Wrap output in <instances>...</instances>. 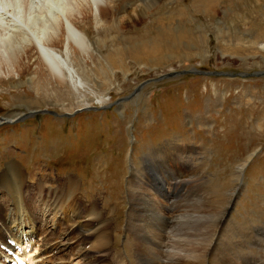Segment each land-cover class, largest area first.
Masks as SVG:
<instances>
[{"label":"rangeland","instance_id":"obj_1","mask_svg":"<svg viewBox=\"0 0 264 264\" xmlns=\"http://www.w3.org/2000/svg\"><path fill=\"white\" fill-rule=\"evenodd\" d=\"M62 2L70 1L0 0V38H36L49 19L66 30ZM113 3L111 29L96 9V23L79 24L93 42L88 55H57L74 78H54L36 50L19 51L16 71L0 78V202L12 182L22 201L34 200L21 210L5 198L17 212H7L3 229L38 227L36 237L65 241L47 252L48 264H90L82 246L93 264H153L150 242L162 234L155 204L173 219L165 250L176 252V264H264V74H183L135 89L190 66L260 71L264 0ZM137 9L144 17L130 16ZM70 175L78 188L68 202L62 183ZM83 220L93 225L92 245L71 229ZM101 231L110 237L97 249Z\"/></svg>","mask_w":264,"mask_h":264},{"label":"bare ground","instance_id":"obj_2","mask_svg":"<svg viewBox=\"0 0 264 264\" xmlns=\"http://www.w3.org/2000/svg\"><path fill=\"white\" fill-rule=\"evenodd\" d=\"M69 1L70 2H68L67 5L64 2H62V4H61V5L64 6L63 8L65 9V11L67 10V12L69 14H71L70 15V20H69L70 23H69V26L66 29L67 31L65 30L66 26L63 25L61 27V29H60L61 32H59L58 31L59 27H58V25L56 26L57 22L54 20L55 23H56L55 24L52 19H49V20H46L45 24L42 27H38V31L39 32H38V36L36 38H32L31 36H27L26 34H22V35L18 34V37H16V38L12 37L13 39L3 38V36L0 38V78H2V77H4V78L6 77L7 78L9 75L13 74L16 71L17 68L15 69V66L17 64H15V62L17 61V58L19 56L18 55L20 53L19 51L22 52V50H24L25 53H27L29 51H32V50H36L39 53V55L41 57V60L43 61V64L46 65V67L49 69V71L52 74V76L54 78H56L57 80L64 81V80H67L69 78L72 79V78L75 77L74 76V71L75 70H71L72 67L71 66H70L71 68L69 67V64H68V62L66 60L67 58L66 59L63 58V60L62 59L59 60L57 55L62 54L63 50L68 53L67 55L69 57L73 56V55L76 56L79 53L80 54H84V55H88L91 52L90 50H92L93 42H91V39H90L88 33L83 31L79 27V24L86 23V22L89 23L91 21H92V23H96V21L100 18L102 21L105 20L107 28L111 29L110 25H111V18L112 17H110V16H112V9L114 7V3H113L114 0H69ZM200 1H202V0H200ZM95 9L99 13V18H98L96 13H95L96 16H94V14H93L94 13L93 11ZM141 10L142 9H137V10H135L134 13L130 12V14H131L130 16H133L134 19H135V16H138L140 18L144 17L143 15H145V14H143L141 12ZM125 19L126 18L124 17V15H122V17L120 18V23H122L123 20H125ZM119 26H121V25H119ZM19 37H21V38L19 39ZM16 39L20 40V42H21L20 47L17 46V45L13 47V44L15 45V43L17 42ZM14 40H16V41H14ZM157 47H158V45L154 44V45H151L150 49H157ZM147 51H150V50H147ZM5 53L7 55H5ZM72 59L73 58L70 57V60H72ZM3 69H4V71H2ZM74 176H72V175L66 176L65 177V181H63V183H62V193L66 194V200L68 202L72 201V199L76 196L75 193H76V190L78 188V184H75L76 181H75V177ZM158 181L161 182V180H158ZM169 182H171V184H175L172 180L168 181V183ZM164 183H165L164 184V191H165V188H166L165 185H168V184H166V181H164ZM12 184L14 186V189L7 190L10 193H8L7 195L6 194L3 195L1 193V195L4 198H2V200H1L2 202H0V208H1L0 219L2 220L0 222V225L2 224V222L5 223L6 217H5L4 213H5L6 209L9 208V207H6V203L8 201H10V200H5L4 201L5 198L6 199H10L11 198V200L12 199H16V200H18V202L20 201L21 202V206L19 205L18 207L21 210H22V208H27L26 206H28V205L33 208L32 201L34 202V200L30 199V197H29V199H30L29 204L26 203V201L28 202L29 199H25V201H22V200H24L25 197L23 198V192H21V190L18 189V185L19 184L17 182H12ZM37 187L38 186L33 187L34 188V190H33V194L34 195L33 196H35V194L37 193V196L40 197V195H42V193L40 194V192L38 191L39 188H37ZM3 189H4V187H3ZM238 192H239V189H238ZM11 193H15V194L11 195ZM30 193L31 192H29V194ZM146 197H148V196H146ZM174 197L175 196L173 195V192H171L169 190L166 192V198H167V200L169 202V205L172 206V207L174 206V204L176 202V201H174ZM41 198L43 199V196H41ZM36 199H37V197H36ZM154 203H155V201H154ZM12 204L13 203L10 201L11 211H13L15 213L17 211H16V209L13 208ZM17 204H19V203L16 202V205ZM23 204L26 205V206H24ZM96 205H97L96 202L91 203L92 207H95ZM153 207H155L154 210H153L154 214L156 215L157 218L161 219V223L158 225L159 227L158 226L157 227L159 228V230L162 233V234L159 235L158 238H156L157 240H153V241L150 242V245H151L150 246V250L155 251V255H156V261L153 264H165V263H167V264H176L175 260L178 258V256L175 254L176 252L174 253V251H172V252L169 251L167 253V251L165 250V248L168 247V240H169V236L165 234V231L167 230L166 227H168V226L171 227L172 226L170 224V222L173 223V221H172L173 219H171V217H168V218L167 217H163L164 215H162L161 211H158V208L156 207L155 204H154ZM19 209H18V211H20ZM76 211H77V216H78L80 213H79L78 210H76ZM172 213H174V212H172ZM31 215H32V219L35 221L37 218H35V216H34V214L32 212H31ZM66 218H67V216L64 217L65 220H66ZM69 218L73 219L71 217H69ZM73 220H75V219H73ZM76 222H74L75 226L73 227V230H75V233H76V231H79L78 233L80 235V238L83 239V241H86L85 243H87L89 240H92V238L95 235L93 233H87L88 231L86 232V230L89 229V228L92 229L93 225H91V223H89V221L87 222V220L82 222V223H79V224H76ZM154 224H156V223H154ZM99 225H100V221L97 220V227L98 228H99ZM129 225H130V223H128V226ZM36 229H39V228L36 227ZM98 232H99V229H98ZM70 233H68L69 234V238H71L73 236V234L71 235ZM101 233H102V236L98 240L99 244H98V248L97 249H100L101 246L103 245V243L105 242V240H107L110 237L108 235L107 231H101ZM91 234H93V237H92ZM33 236H36V235H34L33 229H30V230H28V232H26L24 234L22 233L21 237H19V238L15 237V238L16 239H22V238H26L27 237L28 240L30 241V243H33L35 245V249H37V246H36L37 245V243H36L37 238H36V241L34 240V242H32ZM44 238L46 239L45 236H44ZM1 239H3L4 241L1 240ZM46 240L47 241L42 242L41 246L39 247V250H40L39 255H42L44 252H47V251L51 250L54 247H58L60 250L65 249L64 248V246L66 245L65 241H62V242L61 241H57V242L53 243V242H51V240H48V239H46ZM6 241H7V235L5 236L3 228L0 226V242L5 243ZM146 243H147V241H146ZM51 245H53L52 248L50 247ZM67 245H68V242H67ZM232 246L230 245V247H232ZM104 250L106 251V249H104ZM82 251H83L82 254L85 255L87 258L88 257H92V259L91 260L89 259L88 262L90 261V264H93L92 260H93V256H95V254L91 253L90 249H88V250L84 249ZM85 256H83V257L86 258ZM250 257H249V259L252 258V257L251 258ZM144 258H146V257H144ZM63 259L65 260V259H67V257L63 256ZM164 260H166V261H164ZM243 260H245V259H243ZM246 260H247V258H246ZM222 261H225V260H222ZM222 261H221V264L223 263ZM227 261L229 262V264H231V262L229 260H227ZM248 263L250 264L249 261H248ZM37 264H45V260L41 259V261L38 262ZM55 264H61V263L60 262H56ZM62 264H65V263L63 262Z\"/></svg>","mask_w":264,"mask_h":264},{"label":"water","instance_id":"obj_3","mask_svg":"<svg viewBox=\"0 0 264 264\" xmlns=\"http://www.w3.org/2000/svg\"><path fill=\"white\" fill-rule=\"evenodd\" d=\"M192 73H201V74H221V75H227V76H235V75H240V76H248V75H253V74H264V69L260 70V71H253V72H247V71H236V72H231V71H219V70H209V69H202V68H198L196 66H190L188 68H182V69H176V70H171V71H167L165 73H162L160 75H158L157 77H151V78H147L146 80H144L143 82L139 83L135 89H138L141 84H144L147 81L150 80H160L162 78H170V77H176L179 75H183V74H192ZM55 114H57L55 112ZM7 120V119H6Z\"/></svg>","mask_w":264,"mask_h":264}]
</instances>
